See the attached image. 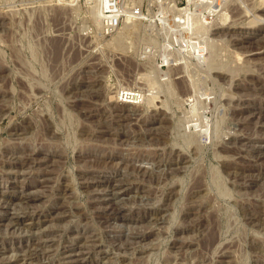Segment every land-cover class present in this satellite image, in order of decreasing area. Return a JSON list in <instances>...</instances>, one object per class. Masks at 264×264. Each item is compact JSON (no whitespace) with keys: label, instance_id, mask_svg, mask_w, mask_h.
I'll list each match as a JSON object with an SVG mask.
<instances>
[{"label":"rangeland","instance_id":"374dc122","mask_svg":"<svg viewBox=\"0 0 264 264\" xmlns=\"http://www.w3.org/2000/svg\"><path fill=\"white\" fill-rule=\"evenodd\" d=\"M117 2L0 0V264H264V0Z\"/></svg>","mask_w":264,"mask_h":264},{"label":"built area","instance_id":"2783aa9c","mask_svg":"<svg viewBox=\"0 0 264 264\" xmlns=\"http://www.w3.org/2000/svg\"><path fill=\"white\" fill-rule=\"evenodd\" d=\"M117 5L114 6V9H110V8H107L104 10V12H112L107 18L104 17L105 21L108 23V25L110 27H116L118 25V18L119 16L121 15V11H129V13H131V15L135 16L137 14H139V8L137 7H130L128 9H126L125 7H120V5L118 4V2L116 1ZM114 5V4H113ZM180 23H182L183 21L182 20H178Z\"/></svg>","mask_w":264,"mask_h":264},{"label":"bare ground","instance_id":"6f19581e","mask_svg":"<svg viewBox=\"0 0 264 264\" xmlns=\"http://www.w3.org/2000/svg\"><path fill=\"white\" fill-rule=\"evenodd\" d=\"M116 1L117 0H115V3H111V4H109L108 6H111V8H113L114 9V6H116L117 5V3H116ZM114 4V5H113ZM105 9H107L106 7H105ZM189 11H187V12H185V15H184V17L186 18L187 17V13H188ZM110 14L112 13V12H109ZM109 13H107V14H109ZM184 13V12H183ZM189 16V15H188ZM183 18V17H182ZM184 22V21H183ZM257 146V145H256ZM258 147H260V146H258ZM260 153V152H259ZM111 188L113 189V190H115V189H117L118 188V186L116 185V184H112L111 185ZM116 191V190H115ZM110 194V193H109ZM113 196V195H112ZM29 197V196H28ZM117 210V209H116ZM14 218V217H13ZM19 218V217H18ZM21 219V218H20ZM76 249H79L78 247L76 248ZM81 249V248H80ZM75 249L74 248H71V249H67L66 250V259H67V261H66V263L67 264H72V263H75L77 260L76 259H73L74 257H76V256H79V252H76V251H74ZM70 252H72V254L70 253ZM5 255V254H4Z\"/></svg>","mask_w":264,"mask_h":264}]
</instances>
